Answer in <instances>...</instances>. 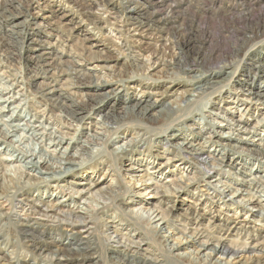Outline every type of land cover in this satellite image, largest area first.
Listing matches in <instances>:
<instances>
[{"label": "bare ground", "instance_id": "6f19581e", "mask_svg": "<svg viewBox=\"0 0 264 264\" xmlns=\"http://www.w3.org/2000/svg\"><path fill=\"white\" fill-rule=\"evenodd\" d=\"M21 1L0 0V32L3 31L0 38L15 50L0 51V70L7 75L0 73L7 79L0 77V84L5 85L0 89V117L11 111L0 119V154L6 155L0 158L2 243L22 247L33 261L27 264H264V235L260 231L253 235L251 228L246 227L248 223L237 219L231 225L228 220L218 221L216 211L204 223L206 214L211 212L205 206L214 198L208 194L210 190L215 191L214 196L219 195L220 202H215L216 205L226 208L227 202L234 201L250 217L257 214L264 220V172L254 175L253 169L264 168V154L230 144L238 135L234 129L254 135L255 126L264 121L263 116L252 128H240L244 112L256 105L264 108V88L254 86V89L252 84L246 87L247 81L240 80L235 81L239 86L237 94L232 89L234 84L230 87L240 63L253 73L251 81L260 79L264 84V19L237 32L224 57L219 51L210 50L208 55L201 52L199 58L187 59L184 48L192 45L194 39L185 25L180 24L176 34L161 36L166 32L168 18L178 13L179 2L168 3L169 14L161 15L162 5L168 0H117V3L99 0L105 8L110 6L115 11L121 25L114 29L122 38L118 43L109 39L117 56L98 54L102 44H92L86 50L88 60L103 63L86 70H106L104 78L84 73L77 61L70 65V60H62V50H51L43 44L29 48L38 42L32 38L36 34L28 30L30 15L20 10ZM80 16L79 23L84 20L98 31L102 30V23L116 25L103 22L89 10ZM93 48L98 50L92 51ZM24 50H29L26 60L40 70L32 75L33 80L42 79L39 83L28 82L9 67L8 61L20 57ZM142 50L149 56L138 58L137 53ZM123 53H126L123 63L130 69L128 74L116 67ZM218 58L222 62L213 70L204 67L206 62ZM149 69L152 70L147 73ZM156 73L161 75L154 79ZM84 77L90 81L74 82ZM16 89L23 94L4 97ZM137 89L141 92L139 98L135 95ZM125 90L132 92L123 94ZM79 92L91 103L83 101ZM216 95L220 101L229 98L234 103L242 97L248 106L236 121L226 119L207 110ZM170 97L175 98L170 101ZM11 98L32 101L42 108L31 106L33 113L27 114L29 118L16 123V118L24 113L20 103L9 106ZM199 102L201 108L195 109ZM41 112L52 115L38 119ZM204 112L227 124L204 121L207 117ZM94 116L99 119L94 120ZM55 117H59L61 127L74 131L70 134L72 138L53 127ZM185 120L192 124L187 126ZM76 129L92 133L81 131L79 135L86 136V140L80 141L75 138ZM169 130L177 132L170 139L165 135ZM45 138L52 142L40 147L38 142L43 143ZM173 139L177 141L172 142ZM120 140L126 142L118 144ZM241 140L244 139L237 142ZM109 142L118 146L108 150L105 147ZM87 145L102 149H90ZM259 146L264 148V144ZM172 148L176 150L174 155ZM73 149L93 161L85 165L73 156L68 157V151ZM173 161L179 168L174 173L169 171L174 178L158 179ZM104 164L106 171L100 168ZM210 172L217 173L212 180ZM224 174L243 178L233 177L229 183L222 180ZM200 184L211 197L208 201L189 200L193 208L185 207L174 223L173 199L187 188L199 189ZM59 195L62 197L58 198ZM226 197L229 199L224 201ZM15 248L12 255L17 251ZM19 261L20 258H11L6 253L0 255V264Z\"/></svg>", "mask_w": 264, "mask_h": 264}, {"label": "rangeland", "instance_id": "374dc122", "mask_svg": "<svg viewBox=\"0 0 264 264\" xmlns=\"http://www.w3.org/2000/svg\"><path fill=\"white\" fill-rule=\"evenodd\" d=\"M107 1L112 2V3H117V0H107ZM172 1L179 2L180 6H181L179 8L181 10L179 9L178 13H175L174 15H172L171 18H168V20L166 21L167 25L165 26L166 32L161 33V36H163L165 38L166 36H168L167 34L172 35L173 33H175V31H177L178 28L181 27L180 24L185 25V27H187V30L189 32L188 35H190L194 39L193 44L190 45L191 47L187 46L188 48L187 47L184 48L185 55L186 56L188 55L187 59L199 58L201 52L203 54L207 53L206 55H208L212 50L219 51V53H222V55L224 57L223 53L228 50V47H230L229 45H231V43H232L234 37L236 36L237 32H239L240 30L242 32V31L246 30L244 28H250V27L254 26L257 23V21H261L264 19V0H168L162 5V9L160 10L161 15L169 14V13H167L166 5L168 3H172ZM209 1H211V2H209ZM21 3H23V4H22V7L20 8V10L22 12H24V14L30 15V18H29L30 20L28 23V30L30 32L33 31L36 34V35H33L32 38L35 39L36 42H38V44L30 45L29 48H32V47L34 48V47H36V45H41V44H43L45 46H49L51 48V50L57 48L56 50L59 49V50H62L64 52V54L62 56V60H66L67 62L69 60H70L69 62L77 61L82 65V66H79V68L81 70H83L84 73H92L96 77L107 78V76H104L108 72L106 70H99V71H97V70H86V69L94 68L95 66H100V64H103V63H97V62H93V61L88 60L89 58H87V55L89 52L87 53V51L90 50V49H88L90 45L96 43V44L104 45V46H101L100 48H98L99 49L98 54H100L102 57H106V56L107 57L108 56L113 57V56L118 55L116 48L113 47L114 45L111 44V42L109 40V39H111L115 43L121 42V40H122L121 36L117 34V30L115 31V29H114V27L118 28L117 26H120L121 24L117 22V20H116L117 16L114 14L115 11L111 10L112 7L107 6V8H105L103 6L104 2H101L99 0H93V1L92 0H78V1H75V0H35L34 2L32 0H22ZM199 3H201V4H199ZM234 5H236V6H234ZM85 8H87V9H85ZM234 8H236V9H234ZM82 10L83 11L89 10V11H91V13H94L96 16L102 18L103 22L110 21L112 24H114V25L116 24V25L110 26V25H107L106 23H104V24L102 23V30L98 31V30L94 29V26L92 24L86 23V22H84V20L82 23H79V20L81 21L80 14L83 12ZM203 12H205L206 14H203ZM244 16H246V18ZM201 18H203V19H201ZM23 19H20V20H23ZM198 19H199V21L201 20L200 21L202 23L201 27L198 25V22H199ZM75 27H77V28L74 29ZM199 28H201V29H199ZM231 31H234V32H231ZM69 32H70V34H69ZM87 32L91 33L90 35L92 37H90L89 34H86ZM0 34H1L0 36H3V31L0 32ZM232 35H233V37H232ZM212 36H214V37H212ZM87 38H93V40L84 41V39H87ZM208 38H210V39H208ZM212 39H214V40H212ZM144 42H146V40H144ZM201 44H203V46H201ZM154 45H156V43L153 44V46ZM98 49L93 48L92 51L98 50ZM100 49H102V50L100 51ZM0 51H4V53H8V51L15 52V50L13 48H11L7 44H5V41H3L2 38H0ZM28 55H29V50H24L23 54L20 57L15 56L14 59L8 61L9 63L11 62L9 64V67L14 72H16L20 77H21V75L24 76L25 80H27L28 82H31V83L38 82L39 83L42 79L33 80L34 78L32 77V75L34 72H38L40 70L38 68H35V66L33 65V63L31 61L26 60L28 58L27 57ZM125 56H126V53L119 55L120 64L118 63V65H116V67L119 70V72L122 71L123 74L124 73L128 74L130 72V69L128 68V66L125 65V63H123ZM145 56L146 57L149 56V53H147V51H143V50L140 52L138 51V53H137L138 58L142 59V58H145ZM71 57L73 59H71ZM221 62H222L221 58L214 59L211 62H206L204 67L208 70H213ZM112 64L113 63H110V65H112ZM70 65H73V62ZM246 67H247L246 65L240 63V65L237 67V70H236L237 75L235 74L234 78H232V81L230 82V84H231L230 87H232L234 84L235 87H233L232 89H233V92L236 94H237V88H239V86H237L238 83L235 82L237 80H240L242 82L247 81L245 84L246 87H248L250 84H252L254 89H255L254 86H256L258 88L261 87L262 89L264 88V84L261 83L262 81L260 79L257 80L254 78V80L251 81L253 73L249 72V69H247ZM151 70L152 69H149V71L147 73L151 72ZM0 73H2L4 76H7L6 73H4L2 70H0ZM247 73H249L248 74L249 77H246ZM152 74H153V72H152ZM160 75L161 74L156 73L154 79ZM133 76L134 75H131L130 77H133ZM0 77L4 78L2 76H0ZM20 77L18 78L19 80H21ZM4 79L7 80L6 78H4ZM134 79H138L139 81L141 80V78H138L135 76H134ZM88 81H90V79L88 77H84L78 81L74 80V82H76L77 84L86 83ZM167 85H169V84L164 83V86H167ZM0 86H1L0 87V89H1L2 86H5V85L0 84ZM36 87H37V85H36ZM1 90H3V89H1ZM216 91H218V90H216ZM127 92L130 94L132 92V90H128V91L125 90L123 92V94H125ZM16 93L19 95L23 94L22 92H19L18 89H16L15 93H13V94L10 93V95L8 94L4 97H6V98H9V96L17 97L18 95ZM78 95L82 99H84L83 101H85L87 103H91L90 101H86V98L83 97V93L79 92ZM135 95L137 98H139L141 96L140 89H137V91L135 92ZM213 95H215V93L206 96L204 98V101ZM2 97H3V95H2ZM156 98L158 99V97H154V99H156ZM174 98L170 97V98H168V100L173 101ZM10 101H13V102H11V104L9 106H13L14 104H15L14 106H16V104L20 103L21 105L19 107L22 108V111L24 113L21 116V118H18V119L16 118V123L21 121L22 119H24L28 113H30V112L33 113L31 106H33V108H35L37 110H40L39 108H42V107H38L37 105H35V103H33L32 101L28 102V100H25L26 101L25 102L24 100H19L18 98L16 100H15V98H13V99L11 98ZM204 101H203V103H204ZM252 101L255 102V100H252ZM109 102H113V100L109 101ZM246 103H245V101L242 100V97H240L238 99V102L234 103L229 98H227L225 100L223 99L220 101L218 99V96L216 95V97L213 98L212 102L207 105V110L213 111V113L219 114L220 116H223L226 119L231 118L234 121H236L239 118V115L242 113L243 109L248 106V104H246ZM212 104H215V105L211 106ZM180 105L183 106V104H181V103H180ZM256 107L254 106V107H252L251 111H246V113L245 112L243 113L244 116L241 119L242 123H240V128L241 127H243V129L252 128L255 124V121L260 120L264 116L263 106L256 105ZM194 108L195 109L201 108V102L197 103V105L195 104ZM240 108H241V110L238 111V109H240ZM55 113H56V115H60V113L57 111H55ZM9 114H11V111L5 112L4 114L1 115L0 119L5 118ZM202 114L204 116H207V117H205L206 119L204 121L210 122L211 120H214L215 122H222L221 123L222 126H225V124H227V122L219 119L217 116H214L213 114L208 115L207 112H204ZM42 115H44V117L48 118V117H50V115H52V113L41 112V114H38V119H41ZM195 117L198 119L199 116H195ZM27 118H29V116H27ZM98 119H99L98 116H94V120L97 121ZM59 120H60L59 117H55L54 124L55 123L56 124H55V126H53V125L52 126L54 128H58V130H60L61 132L67 133L68 138H72V136L70 134H73L74 131H71V130L69 131V130L65 129L64 127H61L62 125L58 122ZM244 120L247 121V123H244ZM184 123L187 126L192 124L191 122H189L187 120H185ZM56 126H58V127H56ZM205 126L207 127L208 125L205 124ZM84 127H86V126H84ZM76 130H78V131H77V134L75 135V138H80L79 139L80 141L86 140V136L79 135L81 131H82V133L84 132L85 134H91L92 133V132H86L85 130L83 131L81 129H76ZM253 131H255L256 134H254V135L253 134H243L241 132L239 133L237 129L236 130L234 129V134H238V135H237L236 140L235 139L230 140V144H238L240 147H243L246 149H251L253 151H257L261 154H264V148L259 146V145L264 144V121L262 122V124L256 125ZM223 132H227V131L223 130ZM19 134H22V136H25V134L28 135V133L23 134L22 132H19ZM172 134H177V132L173 131V130H169V131H166V133H165V135L169 139L171 138L170 135H172ZM114 137H117V135H115ZM239 138L240 139L242 138L244 140H241V142L238 143L237 141ZM127 139H129V138H127ZM176 141H175V139L172 140V142H176ZM47 142H52V141H50L49 138H45L43 143L38 142V144L40 147H44L45 143H47ZM68 142L69 141L67 140V143ZM117 142H118V144H122V142L124 143V142H126V140H120ZM115 143H116V141H115ZM115 143L109 142L105 148L109 150L115 146H118ZM35 145H37V144H35ZM65 146L66 145H64V147ZM87 146L90 149H96V150L102 149V146H95V145L94 146L93 145H87ZM174 154H176L175 149H173V155ZM211 154H213V153H211ZM4 156H6L5 153L0 154V158L4 157ZM70 156H73V158L75 160H79V161L81 160V163H83L85 165H89L93 161V160H90V162H89L88 157H86L85 154L78 152V150H76V149H73L72 151H68V157H70ZM82 159H84V160H82ZM187 160H186V162H187ZM183 162L186 163L184 160H183ZM192 162L195 164H199V162L196 160H192ZM175 164L176 163H174V161H173V163L170 164L169 168H167V169L165 168L163 175L158 176V179L159 178H161L162 180L165 179V181L172 180L174 177L170 176L171 172L169 173V171H172L173 173L175 170L179 171V168L175 167ZM186 164L189 166L188 163H186ZM100 168H102L101 169L102 171L107 170V167L105 164H104V166H102ZM236 168H239V165L236 166ZM253 169L255 170L254 175H257V174L259 175V174H262L264 172V168L256 169V167H254ZM224 170L232 172L228 168H225ZM245 172L248 173L247 170ZM216 174H213V172H210L209 175H212V178L210 180L214 179ZM233 177L243 178V177H241V175L232 176L229 174H224L222 180L230 183L229 180H233L232 179ZM246 178L248 179V177H246ZM71 180H73V179H71ZM198 186H200V187L197 190H195V187H191V188H187L184 191H181L177 195V197L173 199L172 203L176 207V208H174V211L172 214V217H173L172 219H173L174 223H175L176 218L179 217V215H181L184 212L183 210L185 207H189L190 209L193 208V206L188 203L189 200L193 201V199H195V198H196V200L201 198V200L208 201V199L211 197V196L208 197V195H206L208 191L204 192V190H206V189L204 187H202V184H200ZM219 191H221V190H219ZM213 192L215 193V191H213V190H210L208 192L209 195H212V197H214L211 202H208L206 206L205 205L197 206V208H196L198 210L199 208H202L205 206V209L207 207L206 211H208V210L211 211V212L206 214V216H205L206 219H204V223H207V219L209 218L208 216H211L212 213L216 211V215L218 216V221L228 220V225H231L230 223L235 222V220L237 219V221H239V220L242 221L241 223H248L246 225V227L251 228L250 230L253 231V235H255L257 231H260L261 236L264 235V220H261L259 218V215L256 214V215L250 217L249 213L247 211H243V209L241 207H237V205L233 204L232 202H234V201L227 202L228 207H226V208L222 207V205H220V206L216 205L215 202H220V201H218L219 195L216 194V196H214L215 194H212ZM31 193L35 194L34 191L33 192L31 191ZM65 194H68V192L66 191ZM59 197H62V195H59L58 198ZM227 199H229V197L224 198V201H227ZM7 208L8 207H6V209L4 210V213L7 212ZM217 209L220 212L217 213V211H218ZM185 222H187V221H185ZM2 240L3 239H0V255H2V253H6L11 258H14V257L17 258L18 257L21 260V261H19V264H27V261H29L31 263L33 262L30 260L29 254L24 252V249L22 247L17 249V248H15L16 246L14 244L8 245V244H6V242L2 243ZM9 242H12V239H10ZM9 242L7 241V243H9ZM14 248L17 249V251H15V254L12 255V253H13L12 251L14 250Z\"/></svg>", "mask_w": 264, "mask_h": 264}]
</instances>
